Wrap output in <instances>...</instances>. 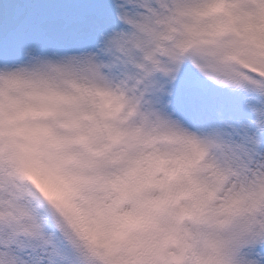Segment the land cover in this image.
Masks as SVG:
<instances>
[{
    "label": "clouds",
    "instance_id": "9594fccd",
    "mask_svg": "<svg viewBox=\"0 0 264 264\" xmlns=\"http://www.w3.org/2000/svg\"><path fill=\"white\" fill-rule=\"evenodd\" d=\"M97 51L0 68V260L254 264L264 160L159 106L184 65L264 99V0H118ZM264 130V106L254 108Z\"/></svg>",
    "mask_w": 264,
    "mask_h": 264
},
{
    "label": "bare ground",
    "instance_id": "6f19581e",
    "mask_svg": "<svg viewBox=\"0 0 264 264\" xmlns=\"http://www.w3.org/2000/svg\"><path fill=\"white\" fill-rule=\"evenodd\" d=\"M189 115V113H187V116ZM187 125H188V127H189V129L190 130H192V131H195V132H198L199 131V128H200V130H201V123H198L197 121H195L192 117H191V119L190 118H187ZM202 133H205V131L204 132H202ZM261 160H264V157L261 159ZM246 257H247V259L248 260H250V261H252L253 259L250 257V255H249V252L248 253H246ZM254 262V261H253ZM254 264H257L256 262H254Z\"/></svg>",
    "mask_w": 264,
    "mask_h": 264
},
{
    "label": "snow or ice",
    "instance_id": "6c2138e0",
    "mask_svg": "<svg viewBox=\"0 0 264 264\" xmlns=\"http://www.w3.org/2000/svg\"><path fill=\"white\" fill-rule=\"evenodd\" d=\"M252 143L255 144L256 141L253 140ZM248 155H249V153H248ZM249 156L251 157V155H249ZM0 255H6V254L0 253ZM25 259L27 261V264H35L36 256L34 254H32V253H28V254L25 255ZM0 264H6V262L0 260ZM45 264H47L46 261H45ZM53 264H57V262L53 261Z\"/></svg>",
    "mask_w": 264,
    "mask_h": 264
}]
</instances>
